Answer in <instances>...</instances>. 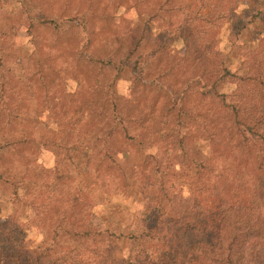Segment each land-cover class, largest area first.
<instances>
[{
	"label": "trees",
	"instance_id": "trees-1",
	"mask_svg": "<svg viewBox=\"0 0 264 264\" xmlns=\"http://www.w3.org/2000/svg\"><path fill=\"white\" fill-rule=\"evenodd\" d=\"M239 1L133 0L165 24L152 36L116 22L122 1L84 0L32 18L26 55L0 25V187L18 202L28 184L26 206L50 240L32 247L16 218L0 222V264H264V42L235 69L215 47ZM181 28L179 56L165 39ZM42 149L53 168H35ZM80 166L88 190L74 184ZM136 189L146 206L134 227L93 228L96 197ZM119 241L135 243L131 257L114 255Z\"/></svg>",
	"mask_w": 264,
	"mask_h": 264
},
{
	"label": "rangeland",
	"instance_id": "rangeland-1",
	"mask_svg": "<svg viewBox=\"0 0 264 264\" xmlns=\"http://www.w3.org/2000/svg\"><path fill=\"white\" fill-rule=\"evenodd\" d=\"M84 0H2L0 2V25H9L13 34L16 49L21 55H26L32 49L27 37L28 22L34 21L32 18L44 16H54L55 14H65L71 11ZM122 6L116 10V22L119 24L130 23L133 26L137 22H142L149 29L152 36L161 34L166 26L162 21L153 20L146 12L138 13L130 10L133 0H120ZM100 5H104L105 0H97ZM47 4L50 5L48 9ZM64 4V5H62ZM146 5H149L147 0ZM232 15L215 33V41L218 50L227 57V66L235 69L241 60L242 54L253 50L258 44L264 42V0H241L232 11ZM27 18V19H26ZM185 29H174L167 34L165 44L169 52L182 55L187 45L184 37ZM26 52V54H25ZM74 80L71 78L67 82V89L72 91ZM130 85L129 69L120 73L113 88V99L120 103L128 96ZM229 85L218 86V90L228 91ZM42 122L46 121L44 114L40 115ZM197 146L202 151H206L204 142H197ZM39 161L35 163V168H53V154L47 149H42L39 153ZM74 171V170H73ZM74 184L82 191L88 190L91 186V179L81 166L74 171ZM28 184L24 183L19 187L18 202L13 200L12 190L0 187V222L5 224L9 218H16L20 226V237L28 242L32 247L44 248L50 244L47 236V225L44 222H37L30 209L26 206L28 200ZM146 192L136 189L129 196L124 194L102 195L95 198V204L91 209V221L94 229L109 228L115 232H126L136 225V221L142 217L145 211ZM115 247V256L121 255L123 258L131 257L135 250V243L132 241H119ZM155 258V257H154ZM144 264H152L145 262ZM159 264V263H157ZM166 264H175L171 259Z\"/></svg>",
	"mask_w": 264,
	"mask_h": 264
}]
</instances>
